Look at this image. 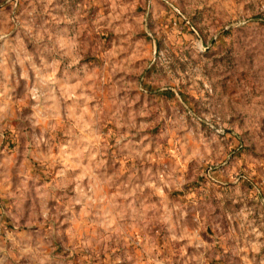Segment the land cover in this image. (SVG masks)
Instances as JSON below:
<instances>
[{
    "label": "clouds",
    "instance_id": "clouds-1",
    "mask_svg": "<svg viewBox=\"0 0 264 264\" xmlns=\"http://www.w3.org/2000/svg\"><path fill=\"white\" fill-rule=\"evenodd\" d=\"M264 0H0V264H264Z\"/></svg>",
    "mask_w": 264,
    "mask_h": 264
},
{
    "label": "rangeland",
    "instance_id": "rangeland-1",
    "mask_svg": "<svg viewBox=\"0 0 264 264\" xmlns=\"http://www.w3.org/2000/svg\"><path fill=\"white\" fill-rule=\"evenodd\" d=\"M260 211H264V209H260ZM223 264H239V260L238 258L232 257L229 253V255L224 258Z\"/></svg>",
    "mask_w": 264,
    "mask_h": 264
}]
</instances>
